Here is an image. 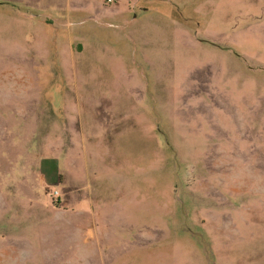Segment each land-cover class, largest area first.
Returning a JSON list of instances; mask_svg holds the SVG:
<instances>
[{"label": "rangeland", "instance_id": "1", "mask_svg": "<svg viewBox=\"0 0 264 264\" xmlns=\"http://www.w3.org/2000/svg\"><path fill=\"white\" fill-rule=\"evenodd\" d=\"M0 264H264V0H0Z\"/></svg>", "mask_w": 264, "mask_h": 264}, {"label": "crops", "instance_id": "2", "mask_svg": "<svg viewBox=\"0 0 264 264\" xmlns=\"http://www.w3.org/2000/svg\"><path fill=\"white\" fill-rule=\"evenodd\" d=\"M12 12H14V13H16L17 15H20V16H24V17H27V18H29V19H33L34 18V16L35 15H38V14H36L35 12H30L31 14H22V13H19V12H17V11H12ZM93 126H91L90 125V123H87V125L86 126H84V128L85 129H87L86 131H84L83 132V136L85 137V133H92V130L90 129V128H92Z\"/></svg>", "mask_w": 264, "mask_h": 264}, {"label": "built area", "instance_id": "3", "mask_svg": "<svg viewBox=\"0 0 264 264\" xmlns=\"http://www.w3.org/2000/svg\"><path fill=\"white\" fill-rule=\"evenodd\" d=\"M109 2H113L114 0H108ZM54 195H57V192H55V194Z\"/></svg>", "mask_w": 264, "mask_h": 264}]
</instances>
